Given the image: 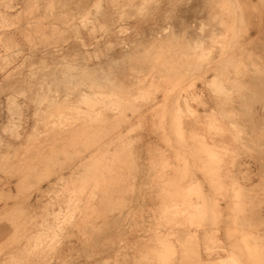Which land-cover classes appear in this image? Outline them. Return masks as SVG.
I'll return each mask as SVG.
<instances>
[{
    "label": "rangeland",
    "instance_id": "rangeland-1",
    "mask_svg": "<svg viewBox=\"0 0 264 264\" xmlns=\"http://www.w3.org/2000/svg\"><path fill=\"white\" fill-rule=\"evenodd\" d=\"M0 264H264V0H0Z\"/></svg>",
    "mask_w": 264,
    "mask_h": 264
},
{
    "label": "bare ground",
    "instance_id": "bare-ground-1",
    "mask_svg": "<svg viewBox=\"0 0 264 264\" xmlns=\"http://www.w3.org/2000/svg\"><path fill=\"white\" fill-rule=\"evenodd\" d=\"M63 1V0H62ZM61 4V3H60ZM66 4V3H65ZM53 9V8H52ZM164 9V8H163ZM73 13V12H72ZM166 14V13H165ZM57 15V14H56ZM135 15V14H134ZM25 25V24H24ZM263 31H261L262 33ZM260 33V34H261ZM14 40V39H13ZM100 44V43H99ZM74 45V44H73ZM262 46V45H261ZM20 52V51H19ZM101 52V51H100ZM79 58V57H78ZM31 62V61H30ZM114 65V64H113ZM105 75V74H104ZM256 80V79H255ZM10 88V87H9ZM24 92H25V89H24ZM26 93V92H25ZM120 103V102H119ZM239 145V144H238ZM243 146V145H242ZM246 148V147H245ZM153 150V149H152ZM261 150V149H260ZM263 150V148H262ZM251 154V153H250ZM156 155V154H155ZM103 157V156H102ZM27 158V157H26ZM118 159V158H117ZM119 160V159H118ZM108 162V161H107ZM235 162V161H234ZM146 164V163H145ZM103 167V166H102ZM244 167V166H243ZM107 168V167H106ZM149 168V167H148ZM146 170V169H145ZM240 170V169H239ZM151 171V170H150ZM238 173V172H236ZM138 178V177H137ZM140 178V177H139ZM139 180V179H138ZM94 182V181H93ZM119 182V181H118ZM148 182V181H147ZM118 184V183H117ZM62 187V186H61ZM64 187V186H63ZM151 187V186H150ZM65 189V188H64ZM96 189V188H94ZM66 190V189H65ZM124 191V190H123ZM74 193V192H73ZM84 194V193H83ZM123 194V193H122ZM70 195V194H69ZM79 196V195H78ZM134 197V196H133ZM135 198V197H134ZM76 199V198H75ZM90 200V199H89ZM125 201V200H124ZM197 209V208H196ZM5 210V209H4ZM104 219V218H103ZM115 221V220H114ZM119 221V220H118ZM106 224V223H105ZM110 224V223H109ZM114 225V224H113ZM247 225V224H246ZM181 230V229H180ZM239 230V229H238ZM98 232V231H97ZM106 232V231H105ZM181 233V232H180ZM100 234V233H99ZM184 235V234H183ZM106 236V235H105ZM183 238V237H182ZM179 239V238H178ZM173 242V241H172ZM180 242V241H179ZM71 244V243H70ZM73 246V245H72ZM114 249V248H113ZM178 249V248H177ZM123 250V249H122ZM118 253V252H117ZM92 255V254H91ZM114 255V254H113ZM178 256V255H177ZM108 257V256H107ZM72 261V260H71ZM94 261V260H93Z\"/></svg>",
    "mask_w": 264,
    "mask_h": 264
},
{
    "label": "snow or ice",
    "instance_id": "snow-or-ice-1",
    "mask_svg": "<svg viewBox=\"0 0 264 264\" xmlns=\"http://www.w3.org/2000/svg\"><path fill=\"white\" fill-rule=\"evenodd\" d=\"M213 88L215 89V94H216L217 96H220V95H222V93H223V90H222V88H221V87H219V86H216V85H213Z\"/></svg>",
    "mask_w": 264,
    "mask_h": 264
}]
</instances>
